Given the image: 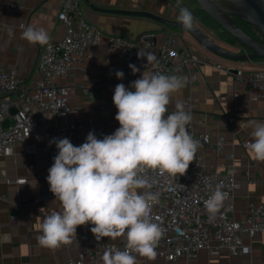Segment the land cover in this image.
<instances>
[{
  "label": "crops",
  "instance_id": "1",
  "mask_svg": "<svg viewBox=\"0 0 264 264\" xmlns=\"http://www.w3.org/2000/svg\"><path fill=\"white\" fill-rule=\"evenodd\" d=\"M65 0H0V67L17 69L23 80L19 93H34V84L40 78L39 63L45 45L30 44L22 38L27 26L45 29L50 40L61 39L64 28L57 16ZM95 7L107 10H142L178 20L181 7L187 8L194 17L195 26L224 48L236 51V43L228 36L218 34L219 26L200 25L199 6L184 0H89ZM83 17L102 34V41L90 50V57L74 67L68 77H60L57 83L69 87V101L80 107L79 112L67 118L75 127L62 138H68L75 146L85 142L93 128L103 126L105 135L113 134L119 128L115 120L117 109L113 104L114 89L123 83L129 87L139 79L144 70L136 76L118 79L107 71L110 63L119 61L120 52L109 48L108 41L122 36L143 46H155L167 34L175 35L180 45L190 48L199 59L195 69L185 68L182 76L187 78L186 86L172 96L169 112L175 110L177 102L182 103L192 115L191 124L198 132H209L213 144L206 149L205 165L224 173L232 170L241 187L230 196L234 206V217L243 219L248 204L264 205V162L254 160L245 143L252 140L253 122H264V95L251 90L237 72L245 75L264 70V60L245 63L229 61L202 48L185 31L167 27L152 19L126 15L109 14L92 9L84 0H79ZM198 9V10H197ZM198 13V15H197ZM155 36L150 45L145 37ZM196 80H191V72ZM134 90V89H133ZM8 94L0 89V100ZM13 109V108H12ZM55 120H48V130H53ZM218 136L225 139V147L218 150L215 141ZM50 144L45 139L38 142L37 153L28 155L21 147L9 150L0 156V264H65L87 251L84 241L96 240L91 233L92 225L78 226L77 237L72 243L57 249L41 247L37 242L39 225L45 215L61 211L60 202L54 195L48 204L35 202L38 192L44 189L48 176L47 155ZM25 178L26 184L18 185L13 180ZM143 191V190H141ZM110 244H125L124 237L102 238ZM243 242L250 252L238 258L227 249L214 254L201 250L195 258H182L176 264H264V232L255 238L243 236ZM138 264H166L163 259L148 260L137 257ZM96 264H103L100 259Z\"/></svg>",
  "mask_w": 264,
  "mask_h": 264
},
{
  "label": "clouds",
  "instance_id": "2",
  "mask_svg": "<svg viewBox=\"0 0 264 264\" xmlns=\"http://www.w3.org/2000/svg\"><path fill=\"white\" fill-rule=\"evenodd\" d=\"M178 21L186 30L194 28L193 14L180 8ZM22 38L30 44L50 41L43 28L27 26ZM147 64L157 61L154 53L139 50ZM133 74L140 71L134 64ZM123 79L124 73H115ZM187 84V78L144 71L129 87L117 84L113 104L119 128L113 134L97 138L89 132L75 146L68 138H53L58 152L48 169L47 182L61 211L43 216L37 242L41 247L57 249L72 243L78 226L92 225L97 241L124 237L123 250L110 247L102 255L103 264H138L137 257L154 260L164 230L151 215L159 193L149 171L175 178L183 176L201 147L187 130L192 115L177 102L169 112L172 96ZM134 89V90H133ZM252 140L246 148L254 160L264 162V122H253ZM217 185L205 201L212 219L224 206L227 193ZM143 190V191H141Z\"/></svg>",
  "mask_w": 264,
  "mask_h": 264
},
{
  "label": "built area",
  "instance_id": "3",
  "mask_svg": "<svg viewBox=\"0 0 264 264\" xmlns=\"http://www.w3.org/2000/svg\"><path fill=\"white\" fill-rule=\"evenodd\" d=\"M57 21L64 28V36L58 40L52 39L44 46L39 63L40 78L34 84V93L20 94L23 80L17 69L0 67V89L8 94L0 100V156L15 147H21L28 155L36 154L40 139L50 144L53 138H62L75 127L67 118L79 112L80 107L70 103L69 87L57 83V79L71 76L75 65L89 58L91 48L101 43L102 34L83 17L79 0H65ZM108 45L111 50L120 52L119 61L107 67V71L113 75L122 71L124 77L136 76L150 70L182 76L185 68L195 69L199 64L194 52L180 45L179 38L172 34L165 35L162 42L155 46L136 44L122 36L110 38ZM139 50L154 53L157 61L147 64L146 58L138 59ZM130 64L136 65L140 71L133 74ZM190 74L191 80L195 81V73L192 71ZM237 77L260 96L264 95V70H256L248 75L238 70ZM12 108L17 109L15 115L11 114ZM50 119L56 121L53 130L47 128ZM187 130L201 144L187 172L175 178L152 171L147 173L148 178L154 181L150 190L159 193V200L153 206L151 215L164 230L155 259L176 264L182 258H195L204 249L214 254L227 249L234 258L246 255L250 247L244 244L243 236L255 238L264 232V205L249 203L244 218L236 219L230 196L240 189V181L232 170L222 173L217 168L206 167L205 152L214 142L209 132H198L191 124L187 125ZM92 132L100 139L105 135L103 126L93 128ZM215 145L218 150H223L225 139L218 136ZM57 152L55 144H50L47 155L50 166ZM26 182L25 178L12 181L18 185ZM217 185L223 186L227 199L220 211L209 219L205 201ZM52 195L46 178L44 189L37 193L34 200L48 204ZM84 245L87 251L65 264H96L107 248L123 250L125 247V244L89 239L84 241Z\"/></svg>",
  "mask_w": 264,
  "mask_h": 264
},
{
  "label": "water",
  "instance_id": "4",
  "mask_svg": "<svg viewBox=\"0 0 264 264\" xmlns=\"http://www.w3.org/2000/svg\"><path fill=\"white\" fill-rule=\"evenodd\" d=\"M92 9L109 14L126 15L152 19L170 28L185 31L202 48L223 59L245 63L264 60V0H194L200 9L221 28L218 34L228 35L235 40L236 51L222 47L194 25L192 30H186L178 20L169 19L149 11L142 10H102L95 7L89 0H84ZM238 20L256 28L261 40L252 37L238 23ZM155 36L145 37L150 45L156 42ZM17 109H11L15 115Z\"/></svg>",
  "mask_w": 264,
  "mask_h": 264
},
{
  "label": "rangeland",
  "instance_id": "5",
  "mask_svg": "<svg viewBox=\"0 0 264 264\" xmlns=\"http://www.w3.org/2000/svg\"><path fill=\"white\" fill-rule=\"evenodd\" d=\"M186 3H190L191 5L197 4L194 0H184ZM198 10V9H197ZM198 13L201 14L200 18H199V23L200 25H207V22L209 25H216V23L207 15L205 14L199 7ZM197 13V15H198ZM217 26V25H216ZM243 28L250 34H254L256 35V37H260V33L258 32V30L254 29L253 27L247 26V25H242ZM220 28V27H219ZM221 30V28H220ZM221 32V31H220ZM222 33V32H221ZM223 36H225L223 34ZM228 36V35H226ZM229 37V36H228Z\"/></svg>",
  "mask_w": 264,
  "mask_h": 264
},
{
  "label": "trees",
  "instance_id": "6",
  "mask_svg": "<svg viewBox=\"0 0 264 264\" xmlns=\"http://www.w3.org/2000/svg\"><path fill=\"white\" fill-rule=\"evenodd\" d=\"M238 23H239V25L243 28V26L242 25H247V24H245L244 22H242V21H240V20H238ZM247 26H249V25H247ZM251 27V26H250ZM254 28V27H253ZM244 29V28H243ZM254 29H256V28H254ZM245 30V29H244ZM257 30V29H256ZM246 31V30H245ZM247 32V31H246ZM259 32V31H258ZM248 33V32H247ZM250 34V33H249ZM252 37H254V38H256V39H259V40H261V36L260 37H256V35H254V34H250ZM230 40H232L233 42H235V40H233V39H231L230 38ZM236 43V42H235Z\"/></svg>",
  "mask_w": 264,
  "mask_h": 264
}]
</instances>
